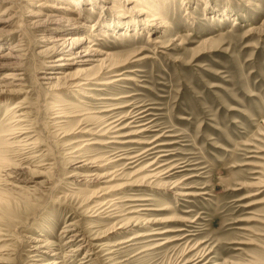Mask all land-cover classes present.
<instances>
[{"label":"rangeland","instance_id":"rangeland-1","mask_svg":"<svg viewBox=\"0 0 264 264\" xmlns=\"http://www.w3.org/2000/svg\"><path fill=\"white\" fill-rule=\"evenodd\" d=\"M130 1L0 0V264H81L85 252L66 256L78 248L67 244L69 229L114 245L87 264H178L198 254L202 264H264V0H137L168 23L163 30L140 25L145 13L139 27L118 23L112 8L133 16ZM18 42L22 52L11 48ZM127 58L121 70L136 72L121 83L73 87L71 78L100 71L101 60ZM113 109L129 118L124 126L145 118L124 131L139 134L109 145L102 130ZM17 111L27 123L15 128ZM18 128L32 141L20 143ZM156 144L153 159L177 167L166 187L121 189L127 181L116 175L140 179L147 170L133 175L148 162L131 169L110 158ZM128 199L151 211L127 214L139 209ZM109 201L122 219L87 213ZM139 234L155 236L119 244ZM42 244L52 247L33 258Z\"/></svg>","mask_w":264,"mask_h":264},{"label":"bare ground","instance_id":"bare-ground-1","mask_svg":"<svg viewBox=\"0 0 264 264\" xmlns=\"http://www.w3.org/2000/svg\"><path fill=\"white\" fill-rule=\"evenodd\" d=\"M128 1H130V0H128ZM89 2H91V1H89ZM130 2H135L134 5L132 4V7H131L132 12H134L133 16L127 15V14H129L127 11H120L119 10L120 7H117V6L115 7L114 6V8H112L113 11L118 10V13H120V15L122 14L119 17V19H118V23H123L122 19H120V18L124 17V19L125 18H129L128 19L129 22L127 21L129 23L128 24V29H129V27H131L132 24H134L135 26L139 27V22L137 21L138 20L137 18H139V16H141L143 13H145L147 16L145 15L144 20L140 21L141 22L140 25L144 22V25H146V27L151 28V29L153 28V29H156V30H158V29L159 30H163L164 28H169V25H167L168 23H165L163 21L161 15H159L156 11L152 12V11H149L148 9L139 8L142 3L137 1V0H131ZM248 5H251V3L248 4ZM102 8L104 10L103 11V15H102V20H103L107 14H105L106 13V11H105L106 7L103 6ZM75 10L71 11L72 14L76 13ZM152 13H153V15H152ZM137 14L139 16L136 18ZM102 20L100 19V22ZM137 22H138V24H136ZM95 27L96 26H94V27L91 26L90 29L93 30ZM135 29H137V28L135 27ZM104 36L106 37V35H104ZM67 41L68 40L63 41L61 44H59V46L63 48L66 45L65 42H67ZM153 44L155 46H157L158 50L159 49H167V47H165V45L159 40L153 42ZM24 46H22L21 43L18 42L17 45H15V46H13L11 48L13 50H15V51L18 50V51L22 52L23 50L20 49V48H23ZM134 56L135 55H133L132 57H134ZM59 60L72 61L73 57H70V55H69L68 58L64 59L63 57H61ZM129 60H130V58H127V59H125L123 61L107 63L108 61H105L103 59V60H101L103 68L100 71H98L96 73H93V74H90V75L86 76L85 78H83L81 80H79L80 77L79 78H75L74 77V78H71L70 80L73 81V85H74L73 87L77 88V89H82L85 86H89L93 82H96V83L100 84L101 86H111V85H114V84H117V83H121L122 80L127 78L126 77L127 74H134L136 72L135 70H121V68H125L126 66H128V64H129L128 61ZM83 62H85V61H83ZM107 75H110V77H108V78H110L108 81L97 82V81H100L103 77H106ZM77 80H79V81H77ZM15 108L16 107H14L13 110H16ZM17 108H19V107H17ZM116 110H118V109H113V110L109 111V113H112V111H113V114L109 118L111 120V122L109 121V123L102 130V131H105L104 132L105 135H109V134L111 135L110 140H108V142L106 143V144H109V145L110 144L111 145L112 144H121L119 140L127 139L130 136L136 135L137 133L139 134V131L137 133L136 132H129L127 134H124V131L129 129V128H135V127L138 128V127L142 126L140 123H142L144 118H145L144 116H142L143 114L133 115L132 117H130L131 118L130 122L127 125L124 126V123L126 121H128L129 118L116 117L115 116L116 113H114V111H116ZM13 116L15 118V120L13 121V123L15 125V128L22 127L23 124L27 123V120H26L27 116L24 113L17 111V112H14ZM64 116L65 115H61L58 118H63ZM80 132L82 133L84 131H80ZM87 132H89V131H86V133ZM143 132H146V130L145 131L143 130ZM29 133L30 132L28 130H26L25 128H18V129H16V131H14V133L12 135H15V136L17 135L16 138L21 137L22 141L20 143H28V142L32 141V139H29V137H28ZM75 143H78V141L75 142ZM122 144H140V145L141 144H147V145H151L152 143H149V142L148 143L147 142L143 143L142 141H138V140H127V141H124V143H122ZM162 146L163 145L156 144L154 146H151V147L147 148L145 151H143L142 153H140L138 155H135V156H130L128 152L127 153L124 152L122 154H119L118 156H114L113 155L114 157L110 158L109 164H115V163L122 162V161L126 160V161H128L127 166L128 167L130 166L131 169H134V168H137L139 166H142L145 162H148L147 166H145L144 168H140L139 170L135 171V173L133 175V176H137V175L142 174L143 172H145L147 170L148 173L145 174L144 177H142L140 179H136V180H134V179H126V178H124L122 172L118 173L116 176H120L121 177L120 180L127 181V182H124L121 185L122 186L121 189H126V188H130V187H134V188L135 187H139V188L143 187V188H152V189H158L159 190V189H164L166 187L165 183L162 182V181L166 180V179H169L172 176H174L171 173H172V171L176 170L177 167H173L172 166V167H169V168H165L166 164L165 165L159 164L160 161L158 159H157V161L153 159L152 156H154L156 153H158L159 152L158 149L160 147H162ZM75 154H79V150ZM163 157L164 156H160L159 159L163 158ZM74 158H71V159H74ZM86 161L87 162H85V163H83L84 161L80 162V164H84V165H82L79 168H84V167L88 166V160H86ZM149 168H150V170H149ZM94 176L95 175H92L90 177L94 178ZM111 191H108V193L107 192H100L102 194L101 196H98L99 193H96V194H94V196L92 198L95 199L97 196H98V198L102 197V196H106V195L110 194ZM176 196L186 197V196H190V195L177 192ZM92 201L93 200H91V202ZM112 201L102 202V203H97L96 202L95 203L96 205L94 204V206H91L92 205L91 204L90 205L91 207L87 210V213H93V215H95L96 217H102L103 218L104 216H106V218H110V219H115V218L121 217V219H122L123 215L121 214L122 213L121 209L115 204V202H112ZM127 201L128 202H132V203H137L138 205H135V206H136V208H139V209H135L133 211H130L127 214H136V213H141L143 211H151L148 208H143L145 206L142 205L141 203L145 202V200H139V199H135V200L131 199L130 200V199H128ZM140 208H142V209H140ZM129 220H131V219H129V218L126 219V221H128V222H129ZM137 220H138V218H137ZM161 222L163 223L164 221H156V222H153V223L152 222H147V223L156 224V223H161ZM124 225L125 224H119L118 223V225L114 228L113 232H116L118 230L123 229ZM69 226L72 227L73 224H71ZM168 232H171V231H164V232H161V233H155V235H161V234L163 235L164 233H168ZM64 234L65 235L67 234L66 235V239H69L67 244H74V243L78 244V248L72 249L71 251H69L71 253L66 255L68 259H70L72 257H75L74 254H77L76 258H78V257L81 256V253L85 252V257L82 259L81 264H87L89 262V260H91L90 258H93L94 256H97L102 251V250H99L97 252L96 249L106 248V249H108L106 251H111V247L114 246V245H100V246H98L96 244L97 238L90 237L86 232L80 231V229H79V231L76 230V229H69L67 231H64ZM70 234H72V235H70ZM155 235L154 234H150V235L149 234L148 235L139 234L138 236L130 239L129 241H126V242H123V243H119V244H124V243H128L130 241L138 240L140 238H145L147 236H155ZM41 241L42 240H39V239L38 240H34V243L38 244V243H41ZM167 242H169V241H167ZM51 247H52L51 244H48V245L47 244H42V246L40 245V247L34 246L33 247V251H32V254H33L32 257L33 258L34 257L38 258L39 257L38 253H40L43 249H48V248H51ZM57 250H59V249H57ZM190 252H192V251H190ZM112 253H113V251L109 252L108 255H111ZM52 256H58L59 257L60 254H59V252H54L52 254ZM186 256L184 255V257L182 258V260L179 261L178 264H202L203 261H204V259H203L204 255H199L198 254V255H195V256H193V257H191L189 259H186ZM60 258L66 260V258H64V257H60ZM49 264H59V263H57V262L56 263L55 262L50 263L49 262Z\"/></svg>","mask_w":264,"mask_h":264}]
</instances>
